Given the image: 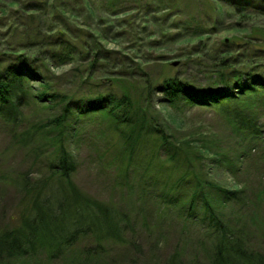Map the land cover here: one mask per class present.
I'll list each match as a JSON object with an SVG mask.
<instances>
[{
  "label": "rangeland",
  "instance_id": "rangeland-1",
  "mask_svg": "<svg viewBox=\"0 0 264 264\" xmlns=\"http://www.w3.org/2000/svg\"><path fill=\"white\" fill-rule=\"evenodd\" d=\"M59 29H67L72 37L82 35L86 49L90 51V45H94L97 51L98 71L88 66L93 57L60 67L45 60L55 89L67 95L108 88L140 93L145 91V82L152 80L150 84H154L157 74L174 69L188 81L205 85L214 66L228 53L241 64L264 67V6L257 2L237 11L234 2L228 0H0V52L21 49V43L29 44L30 49L40 45L45 51L49 49L46 39ZM72 41L79 50L81 42L75 38ZM89 79L92 86L87 84ZM153 100L147 116L161 122L173 142L184 145L188 161L167 159L157 138L148 136L139 143L129 168L116 166L111 160L117 156L114 148L103 152L104 141L111 138L107 133L114 136L116 132H103L94 124H85V131L77 139L78 148L69 147L76 162L74 185L118 211L132 231L123 226L128 231L122 232V241L102 242L98 253L95 240L85 236L56 258L51 259L46 249H40L0 264H162L172 254L208 263L212 234L205 217L186 215L150 186L145 188L142 180L146 175L144 179L139 176L171 170L178 176L185 172V162L201 175L209 174V179L224 188L238 191L237 200L223 204L213 199L211 207L219 209L235 237L264 252V138L247 141L252 151L241 152L239 139L213 108L160 105ZM35 113L33 108L25 110L21 124L27 131L33 130ZM262 114L257 113V117ZM39 115L46 116V111ZM100 118L109 124L107 117ZM260 134L264 136L263 131ZM10 137L6 128L0 127V233L17 224L22 193H17L14 182L33 161ZM42 142L39 136L37 144ZM187 143L191 147L187 148ZM244 152L247 156L241 159ZM222 155L227 160L221 158L218 164L215 160ZM34 167L38 174L32 179L44 178L43 156Z\"/></svg>",
  "mask_w": 264,
  "mask_h": 264
},
{
  "label": "trees",
  "instance_id": "trees-1",
  "mask_svg": "<svg viewBox=\"0 0 264 264\" xmlns=\"http://www.w3.org/2000/svg\"><path fill=\"white\" fill-rule=\"evenodd\" d=\"M228 2H234L237 11L253 2L264 6V0ZM98 34L103 38L100 31ZM49 36L45 43L49 49L45 51H41L40 45L30 49L29 44L21 43V49L0 52V127H5L13 144L33 160L30 168L14 182L17 193H22V196L18 202L17 224L0 233L1 262L25 257L40 249H46L51 259L56 258L85 236L95 240L98 253L102 242L122 241V232L128 231L123 226L132 231L129 223L121 220L118 211L74 185L76 162L69 147L78 148L77 139L85 131V124L97 125L103 132H116L114 136L107 133L111 138L104 141L103 152L113 147L117 153L116 157H111L116 163L114 165L127 168L139 143L146 141L148 136L157 138L158 147L164 149L167 159L188 161L184 145L173 142L163 124L147 116L153 98L160 105L180 103L189 107L213 108L226 120L233 136L239 139L241 152L252 151V144L247 147L250 145L246 144L247 141L259 142L264 138L260 134V131L264 133V67L260 65L241 64L228 53L214 66L211 75L205 79V85L188 81L174 69L157 74L154 84H150L152 80L145 82V91L140 93H133L126 87L121 90L108 88L104 92L88 91L86 95H67L55 89L45 60H50L54 67H60L93 57L88 66L94 70L97 51L94 45H90V51L86 49L88 45L84 37H72L67 29H59ZM72 38L81 42L79 50L77 43L71 42ZM90 80L87 81L88 86L93 85ZM30 108L36 111L37 121L33 130L27 131L21 123L26 116L25 110ZM40 111H46V116H40ZM257 113L263 114L257 117ZM100 117H107L109 124L105 125V120ZM39 136L43 139L41 144H37ZM87 140L91 144L92 135ZM185 145L191 147L189 143ZM41 156L44 157L47 174L44 178L32 179L38 174L33 170ZM245 156L247 153L244 152L241 159ZM221 158L227 160L222 155L215 161L220 164ZM183 165L186 170L178 176L173 170L150 176L145 172L139 176L144 179L143 175H146L142 180L145 188L150 186L160 198L176 204L186 215L202 214L205 217L212 234L209 260L202 263L198 259L172 254L162 264H264V252L235 237L232 229L225 225L219 209L214 211L211 207L213 199L222 200L223 204L237 200L238 191L224 188L216 180L209 179V174L201 175L200 171L188 166V162Z\"/></svg>",
  "mask_w": 264,
  "mask_h": 264
}]
</instances>
